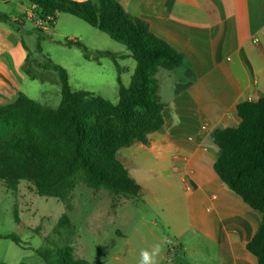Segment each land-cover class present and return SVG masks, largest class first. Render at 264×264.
Segmentation results:
<instances>
[{"label":"crops","instance_id":"1","mask_svg":"<svg viewBox=\"0 0 264 264\" xmlns=\"http://www.w3.org/2000/svg\"><path fill=\"white\" fill-rule=\"evenodd\" d=\"M117 1L128 14L147 21L184 61L157 73L165 104L162 130L148 135V144L136 142L117 153L128 171V165L141 167V201L154 219L126 210L117 226L96 231L94 256L86 259L139 264L142 250L160 245L156 264H258L246 245L261 215L215 173L219 148L211 134L237 127V105L264 97V0ZM30 8L26 0H0V13L10 20L0 21V105L20 93L28 96V79L45 80L26 73L30 52L22 18ZM196 207L214 213L215 220L197 217ZM73 226L75 250L90 252L82 239L86 234Z\"/></svg>","mask_w":264,"mask_h":264},{"label":"trees","instance_id":"2","mask_svg":"<svg viewBox=\"0 0 264 264\" xmlns=\"http://www.w3.org/2000/svg\"><path fill=\"white\" fill-rule=\"evenodd\" d=\"M26 1L37 7L42 18L55 21L59 14H68L107 34L128 49L136 68L128 87L117 78L118 101L112 103L91 92L73 90L67 71L49 60L47 67L59 76L57 107L23 93L0 105V185L16 190L27 182L37 195L63 203L70 200L80 182L113 195L138 196L141 186L117 153L136 142L148 144V135L162 130L165 104L159 95L157 73L178 68L183 56L155 35L147 21L128 14L117 0ZM0 21L10 20L0 13ZM66 44L79 46L88 60L110 57L120 73L117 54L91 52L77 41ZM26 65L32 80L41 79L32 70L29 57ZM236 109L239 125L216 128L211 134L219 148L213 168L233 193L260 213L259 227L246 249L258 264H264V97L242 102ZM58 227L67 233L64 244L36 250L44 264H91L84 257H75L76 232L69 216L64 214ZM3 238L23 245L17 234Z\"/></svg>","mask_w":264,"mask_h":264},{"label":"rangeland","instance_id":"3","mask_svg":"<svg viewBox=\"0 0 264 264\" xmlns=\"http://www.w3.org/2000/svg\"><path fill=\"white\" fill-rule=\"evenodd\" d=\"M22 19L27 31L24 39L30 52L28 57L31 68L40 78L45 79L44 82H32L28 79L24 91L29 97L53 108L59 105V76L54 69L47 67L50 60L67 71L73 90L88 91L117 103V78L120 77L123 85L128 87L136 68L135 60L124 45L68 14H59L49 26L48 32L37 30L28 14ZM76 41L91 52L104 50L117 54L120 73L110 57L101 56L98 61L88 60L79 46L66 44ZM128 169L131 177L140 181L141 167L136 166L135 170L128 165ZM146 174L147 183L150 182L154 187L155 180L149 172ZM143 203L140 194L135 197L113 195L105 189L89 188L84 182L76 186L67 203L37 195L27 182H21L16 190H7L0 185V264H44L36 250L64 244L67 233L58 227L64 214L86 234L82 239L90 247V252H85L86 254L75 250V257L94 256L96 231L117 226L126 210H135L137 217L154 219L153 212H146ZM253 212L260 217L257 211ZM195 213L197 217L206 220L216 218L214 213L201 211L199 207L195 208ZM9 234H17L23 245L18 246L3 238ZM73 239L76 243V233L73 234ZM88 260L91 261V258Z\"/></svg>","mask_w":264,"mask_h":264},{"label":"built area","instance_id":"4","mask_svg":"<svg viewBox=\"0 0 264 264\" xmlns=\"http://www.w3.org/2000/svg\"><path fill=\"white\" fill-rule=\"evenodd\" d=\"M28 15L29 18L33 21L35 28L42 32H48L49 26L54 23L53 19L50 17L42 18L38 14V9L35 5H31Z\"/></svg>","mask_w":264,"mask_h":264},{"label":"clouds","instance_id":"5","mask_svg":"<svg viewBox=\"0 0 264 264\" xmlns=\"http://www.w3.org/2000/svg\"><path fill=\"white\" fill-rule=\"evenodd\" d=\"M161 251L160 245H156L149 250H142L140 253L139 264H156V257Z\"/></svg>","mask_w":264,"mask_h":264}]
</instances>
